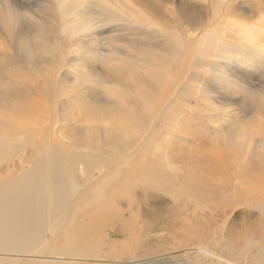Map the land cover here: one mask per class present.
<instances>
[{"label": "rangeland", "instance_id": "obj_1", "mask_svg": "<svg viewBox=\"0 0 264 264\" xmlns=\"http://www.w3.org/2000/svg\"><path fill=\"white\" fill-rule=\"evenodd\" d=\"M125 1L126 9L137 15L113 21L94 9V14L84 17L96 24L94 44L79 30L67 39L76 28L72 16L53 23L47 16L29 12L25 16L30 31L49 28L47 42L36 46L53 50L64 61L58 67L47 62L36 65L38 71L55 70L52 99L38 93L27 99L17 96L13 102L1 99L0 132L6 130L14 141L9 149H0V185L30 171L49 143L66 153L65 172L75 193L52 232L44 230L40 242L25 252L0 251V264H264V205L259 206L264 203L260 198L264 184L259 183L264 169V64L255 66L253 87L242 84L247 88L221 95L186 94L173 99L166 120L141 129L135 80L126 88L135 100L130 99L125 108L104 107L106 99L99 100L117 87L110 83L112 77L126 71L118 69V58L126 68L137 67L142 60L154 64L158 57L156 63L163 65V43H172L175 37L187 43L189 30L195 28L192 18L201 20L198 29L206 25L218 1ZM18 2L25 10L34 5L33 0ZM4 4L0 1V15ZM251 4L244 0L234 9L238 23L264 28V2L260 10ZM142 23L149 32L143 31ZM0 41L1 74L37 77L26 70L29 67L14 49L15 43ZM241 43L250 49L244 40ZM133 73L134 68L131 79ZM24 101L27 105L19 107ZM28 110L39 117L30 122L24 114ZM124 110L134 124L112 120ZM171 119H176L175 127L168 124ZM113 121L126 127L124 154L114 149L115 132L109 128L116 125H106ZM180 125L187 127V135ZM243 133L253 134L247 155L235 147L223 148L226 140L234 139L232 134ZM20 135H29V141L19 140ZM85 148L93 156L85 159L76 154V149ZM255 148H262L263 154H255ZM111 154L107 169L99 171ZM239 171L255 180L245 184V199L233 201Z\"/></svg>", "mask_w": 264, "mask_h": 264}, {"label": "bare ground", "instance_id": "obj_2", "mask_svg": "<svg viewBox=\"0 0 264 264\" xmlns=\"http://www.w3.org/2000/svg\"><path fill=\"white\" fill-rule=\"evenodd\" d=\"M0 1L5 2V7L1 11L4 14L0 15V32H2L0 39L3 38L5 41L8 39L10 43H15L14 49L24 58L29 67L26 70L37 75V77L28 78L30 76L28 74L27 78L24 75L23 79H20L0 73V102L1 99L13 102L17 96L27 99L29 95L32 96L36 93L52 99L55 91V70L38 71L36 65L47 62L51 66L58 67L64 58H56L57 55L53 50L47 47L40 49V45L36 46L39 42H47L46 33L49 28L46 26L44 30L39 27L30 31V28L26 26L25 17L28 16V12L40 15V17L47 16L50 23L57 19L60 20V17L69 18L72 16L76 28L68 34L67 39L75 37L79 30L85 33V39L91 41L95 39L94 33L97 31V27L95 23L84 17L94 14V9L99 12L98 14L104 15V19L109 17L113 21H124V17L132 18L137 15L136 12L126 9L125 0H104L108 2L106 4L96 3L92 0H33L34 5H30L29 10H25L23 6L19 7L21 4L18 0ZM217 1L215 6L212 4L214 11L211 17H207L206 25L198 29V23L201 20L192 18L191 24L195 28L193 31L189 30L190 38L187 43L176 37L173 38L172 43H163L162 47L165 49L163 65L156 63L159 57L154 59V64L142 60L140 63H136L137 67H132L134 73L131 79V65L126 68V63L118 58V69L127 71L126 83L122 80L126 71L113 76L112 82H110V77L105 75L106 80L117 87H111L105 93L107 96L99 99L100 101L106 99L102 106L125 108L126 103L128 104L130 99L134 101L137 96L136 101L140 106L137 125L143 129L144 125H149L148 128L152 125H159L160 120L167 115L171 103L174 100L183 99L186 94L217 93L221 95L247 88L242 84L253 87L257 68L255 66L264 64V28L262 26L251 28L238 23L234 9L238 4L240 7L244 0H241V3L238 0ZM263 2L264 0H246V3H255L257 10H260L259 7L261 8ZM251 5L250 7H252ZM32 25L31 23V27ZM139 25L142 26L144 32H149L147 24ZM29 34L32 36L26 37ZM241 40H244L245 46H249L250 49L243 47ZM0 45H2L1 41ZM135 47L146 46L137 45ZM261 69H264V65ZM43 74L44 78L41 77ZM134 76H136L135 79ZM130 80H135L133 86L138 89L135 96L126 92V88L130 87L132 83ZM25 105L27 104L24 101L19 104V107L24 108ZM24 114L29 117V120L39 117L38 114H32V110L25 111ZM116 118L126 120V125L134 124L133 119L126 117L125 110L116 113L112 120ZM10 124L12 125V121ZM168 124L175 127L177 121L171 119ZM106 125H116L114 128L110 127L109 131L115 132L111 137L114 149L124 154L126 152V127L120 126L122 123L117 124L115 121ZM180 126L182 127V125ZM182 131L184 135L188 134L187 127H182ZM251 136L253 134L250 133L232 134L234 139L226 140L223 148L235 147L247 155L253 147ZM18 139L27 143L29 135H20ZM13 141L14 139L7 135L6 130L0 132L1 150L9 149ZM76 150V154L85 159L93 156L88 148ZM104 151L103 145L102 156ZM262 151V148H255L257 155L263 154ZM38 156V161L30 171L13 181L9 180V182L0 185V251H9L10 254H15L25 252L37 245L44 230L52 232L53 224L66 212L70 198L75 193L70 177L65 172L66 153L46 143ZM111 158H113L112 154L105 160L106 166L98 170L107 169ZM125 163L124 158V162L121 160L120 164L124 166ZM85 170V167H80L81 172ZM259 177V183L264 184V169ZM235 179L240 187L238 184L234 185L233 201H239L247 197L245 184L251 183L255 177L246 179L245 175L239 171L235 174ZM148 181L149 178L148 180L145 178V183ZM260 198L264 200V189ZM262 205L264 203L260 202L259 206Z\"/></svg>", "mask_w": 264, "mask_h": 264}]
</instances>
